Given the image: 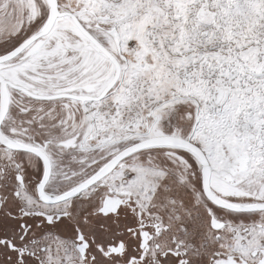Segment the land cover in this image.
Here are the masks:
<instances>
[{"label":"snow or ice","instance_id":"1","mask_svg":"<svg viewBox=\"0 0 264 264\" xmlns=\"http://www.w3.org/2000/svg\"><path fill=\"white\" fill-rule=\"evenodd\" d=\"M0 264H264V0H0Z\"/></svg>","mask_w":264,"mask_h":264}]
</instances>
